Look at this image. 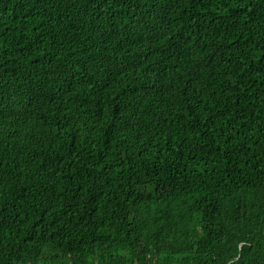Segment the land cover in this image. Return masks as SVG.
<instances>
[{
    "label": "trees",
    "instance_id": "1",
    "mask_svg": "<svg viewBox=\"0 0 264 264\" xmlns=\"http://www.w3.org/2000/svg\"><path fill=\"white\" fill-rule=\"evenodd\" d=\"M0 264H264V0H0Z\"/></svg>",
    "mask_w": 264,
    "mask_h": 264
}]
</instances>
